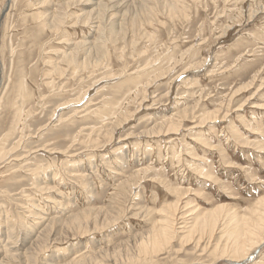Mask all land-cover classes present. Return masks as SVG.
Returning <instances> with one entry per match:
<instances>
[{
	"label": "rangeland",
	"instance_id": "374dc122",
	"mask_svg": "<svg viewBox=\"0 0 264 264\" xmlns=\"http://www.w3.org/2000/svg\"><path fill=\"white\" fill-rule=\"evenodd\" d=\"M117 1L0 0V261L226 264L264 223V0Z\"/></svg>",
	"mask_w": 264,
	"mask_h": 264
},
{
	"label": "bare ground",
	"instance_id": "6f19581e",
	"mask_svg": "<svg viewBox=\"0 0 264 264\" xmlns=\"http://www.w3.org/2000/svg\"><path fill=\"white\" fill-rule=\"evenodd\" d=\"M126 1H129V0H118L117 2L119 3L118 5H117V3H116V6H120V5H122V4H124V3H126ZM87 4V3H86ZM85 4V5H86ZM115 6V5H114ZM170 7V6H169ZM60 9V8H59ZM140 9V8H139ZM91 10V9H90ZM148 10V9H147ZM98 13V12H97ZM109 16V15H108ZM107 17V16H106ZM49 18V17H48ZM101 30V29H100ZM100 38V37H99ZM88 43V42H87ZM95 45V44H94ZM87 49V48H86ZM89 49V48H88ZM98 49V48H97ZM92 51V50H91ZM68 55V54H67ZM211 74V73H210ZM211 76V75H210ZM176 81V80H175ZM207 120L208 119V117H204L203 118V120ZM205 120V121H206ZM171 122V121H170ZM206 123H208V122H206ZM205 123V124H206ZM209 124H213L212 123V121H210V123ZM203 126V125H202ZM166 128V127H165ZM178 127L176 126V125H174V124H170L169 126H167V128H166V130H163V131H166V133H165V137H166V135H169V133L168 132H170V131H175V132H177L178 131V129H177ZM235 129V128H234ZM177 130V131H176ZM228 130L232 133L233 131V128L232 127H230V129L228 128ZM168 133V134H167ZM109 134V133H108ZM159 134H160V132H159ZM170 135H172V134H170ZM169 135V136H170ZM169 141V140H168ZM202 149L203 150H206V151H212V149H214L213 147L214 146H212V147H210V145H208L207 143H203L202 144ZM216 149V148H215ZM223 150L221 149V154L223 153L222 152ZM173 156H174V154H173ZM221 156V155H220ZM227 155H225V153H224V157H226ZM223 157V158H224ZM175 158V157H174ZM222 158V159H223ZM114 159V158H113ZM220 159V158H219ZM225 159V158H224ZM116 160V159H115ZM226 160H227V158H226ZM223 161V163L224 162H226V161H224V160H222ZM206 159L204 158H202L201 160H200V167L199 168H196V169H194L193 171H195V170H197V174L200 176L199 178L201 179V180H204L205 181V183H207V182H209V181H214V180H212V179H214V177H212V175L210 174V169H211V165H207L206 164ZM251 164V163H250ZM202 165V166H201ZM212 170V169H211ZM199 172V173H198ZM195 175H196V172H195ZM251 180V179H250ZM210 183V182H209ZM257 203V202H256ZM173 205V204H172ZM175 205V204H174ZM189 205V204H188ZM39 206V205H38ZM166 206V205H165ZM168 206V205H167ZM171 207V206H170ZM170 207H168V208H170ZM41 208V207H40ZM167 208V207H166ZM167 208V209H168ZM190 208H192V207H189V210H190ZM219 209L220 208H218V210L216 211V212H218L219 211ZM36 210H38V208L36 209ZM162 210H164V209H161V211ZM166 210V209H165ZM170 210V209H169ZM216 210V209H215ZM160 211V210H159ZM220 211H222V209L220 210ZM219 211V212H220ZM158 212V211H157ZM164 212V211H163ZM168 212V211H167ZM192 212H195V211H189V213H192ZM218 212V214H220ZM39 213V212H38ZM38 213H35L34 214V216H33V218L34 219H36L35 221H37V220H39L40 218H41V216L38 214ZM41 213V212H40ZM212 213H214V211L212 212V210H211V212L209 211V213H208V216H206V214L204 213V215L205 216H202L201 218H199V219H196L194 216H193V220H194V222H193V224L191 225V228H195V226L198 224L199 226H200V228H202V230L203 231H201V232H205L204 230H206V228H208L209 230H213V224H215V219H216V216H215V218L213 219L212 218ZM254 213V212H253ZM262 213V212H261ZM165 214V213H164ZM193 214H196V213H193ZM224 214H226V213H224ZM48 216V215H47ZM190 216V215H189ZM220 217V216H219ZM218 217V218H219ZM43 218V217H42ZM45 216H44V220L43 221H45ZM48 218H50V220H51V217H48ZM221 218V217H220ZM263 218H261L260 220H262ZM49 220V221H50ZM217 220V219H216ZM39 221H42V220H39ZM38 221V222H39ZM48 221V220H47ZM214 221V222H213ZM219 221L220 220H218V223H219ZM222 222H224V224H225V226H224V228H222L221 227V229H220V234H221V236L220 237H222L223 236V240L225 239V241L227 242V247H228V250H229V248H230V250L229 251H227V250H222V249H224V248H222L221 250H222V254L221 255H223V253H225L226 254V252H228V258H229V260H227L226 261V264H248V263H251V262H253L254 260H255V258H256V256H257V254H258V251H259V249L261 248V246L264 244V223H258V224H260V225H256V224H253L251 227H246V224H247V221H249V220H244V218L242 217V216H239V215H237V212L236 213H233V214H231V216H230V218H229V221H228V223L226 222V221H223V220H221ZM259 221V220H258ZM262 221H264V219L262 220ZM58 222V220L56 221V223ZM159 222V221H158ZM213 223V224H212ZM255 223H257V222H255ZM36 224V223H35ZM41 224V223H40ZM30 225V224H29ZM38 225V224H37ZM185 225H187V224H185ZM223 225V224H222ZM254 225H256L257 227H254ZM23 226V225H22ZM31 226V225H30ZM41 226V225H40ZM39 226V227H40ZM155 226H156V224H155ZM219 226V225H218ZM248 226V225H247ZM164 227V226H163ZM215 227V226H214ZM24 228H26V227H24ZM28 228V227H27ZM26 228V229H27ZM216 229V228H215ZM25 230V229H24ZM31 230V229H30ZM29 230V231H30ZM12 232V231H11ZM10 232V233H11ZM28 232V231H27ZM29 233V232H28ZM32 233V232H31ZM262 233V234H261ZM5 234V233H4ZM25 234H26V232H25ZM163 234V233H162ZM261 234V237L259 236ZM9 236H11V234H9ZM35 236V235H34ZM259 236V237H258ZM28 237H30V236H28ZM32 237V236H31ZM221 239V238H220ZM224 241V242H225ZM26 244H28V243H26ZM25 246V245H24ZM254 246H256V248H257V250H255V251H253L252 253H248L249 252V250L252 248V247H254ZM2 248V247H1ZM4 248V247H3ZM7 248V247H6ZM226 248V247H225ZM9 248H7V250H8ZM11 249V248H10ZM6 250V251H7ZM220 250V251H221ZM5 251V250H4ZM4 251H2L1 249H0V254L2 253V255H3V252ZM17 251V250H16ZM26 251V250H25ZM28 251H29V249H28ZM35 251V250H34ZM5 254H8L9 255V253H11V252H4ZM1 257V256H0ZM7 257V256H6ZM10 257V256H9ZM30 257V256H29ZM15 258V257H14ZM22 258H24V257H22ZM22 258H21V260H22ZM26 259H28V258H26ZM95 259V258H94ZM16 260V259H15ZM17 261V260H16ZM80 261V260H79ZM53 261H51V263H52ZM27 263V262H26ZM48 263H50V262H48ZM83 263V262H82ZM0 264H7V262H6V259H4V257H3V259L1 258V261H0ZM25 264V263H24ZM68 264H78V263H74V261L72 262V263H68ZM80 264V263H79Z\"/></svg>",
	"mask_w": 264,
	"mask_h": 264
}]
</instances>
